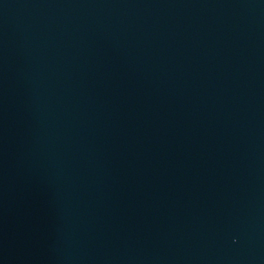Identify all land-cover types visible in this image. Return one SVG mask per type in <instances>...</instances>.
Masks as SVG:
<instances>
[{
    "label": "water",
    "instance_id": "obj_1",
    "mask_svg": "<svg viewBox=\"0 0 264 264\" xmlns=\"http://www.w3.org/2000/svg\"><path fill=\"white\" fill-rule=\"evenodd\" d=\"M0 264H264V0H0Z\"/></svg>",
    "mask_w": 264,
    "mask_h": 264
}]
</instances>
